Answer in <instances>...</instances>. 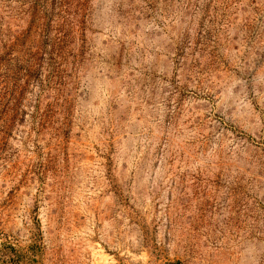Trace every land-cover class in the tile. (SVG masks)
<instances>
[{"label": "rangeland", "instance_id": "374dc122", "mask_svg": "<svg viewBox=\"0 0 264 264\" xmlns=\"http://www.w3.org/2000/svg\"><path fill=\"white\" fill-rule=\"evenodd\" d=\"M0 264H264V0H0Z\"/></svg>", "mask_w": 264, "mask_h": 264}]
</instances>
